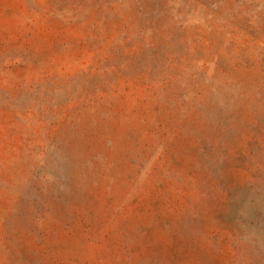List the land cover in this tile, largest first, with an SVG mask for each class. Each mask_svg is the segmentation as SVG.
<instances>
[{"label": "rangeland", "instance_id": "obj_1", "mask_svg": "<svg viewBox=\"0 0 264 264\" xmlns=\"http://www.w3.org/2000/svg\"><path fill=\"white\" fill-rule=\"evenodd\" d=\"M0 264H264V0H0Z\"/></svg>", "mask_w": 264, "mask_h": 264}]
</instances>
